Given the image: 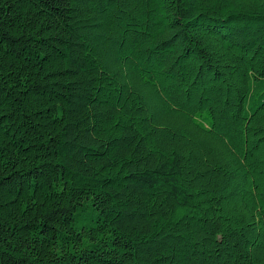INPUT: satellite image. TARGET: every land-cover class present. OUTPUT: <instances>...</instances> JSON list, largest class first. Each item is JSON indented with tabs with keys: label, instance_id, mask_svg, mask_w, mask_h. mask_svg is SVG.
Here are the masks:
<instances>
[{
	"label": "trees",
	"instance_id": "1",
	"mask_svg": "<svg viewBox=\"0 0 264 264\" xmlns=\"http://www.w3.org/2000/svg\"><path fill=\"white\" fill-rule=\"evenodd\" d=\"M0 264H264V0H0Z\"/></svg>",
	"mask_w": 264,
	"mask_h": 264
}]
</instances>
